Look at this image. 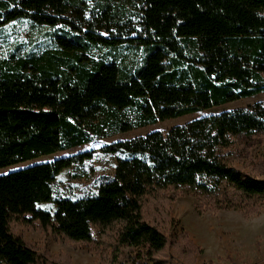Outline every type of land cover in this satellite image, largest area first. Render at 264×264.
Returning a JSON list of instances; mask_svg holds the SVG:
<instances>
[{"label": "trees", "instance_id": "1", "mask_svg": "<svg viewBox=\"0 0 264 264\" xmlns=\"http://www.w3.org/2000/svg\"><path fill=\"white\" fill-rule=\"evenodd\" d=\"M119 1L89 18L84 0H0V27L61 28L39 54L0 56V168L264 92V0H138L129 12ZM93 47L132 55L94 58ZM261 141L264 101L101 146L118 157L92 195L53 189L89 152L0 174V264H49L12 229L35 222L69 243L107 237V264H177L145 197L184 190L202 209L257 212L264 181L232 160Z\"/></svg>", "mask_w": 264, "mask_h": 264}, {"label": "rangeland", "instance_id": "2", "mask_svg": "<svg viewBox=\"0 0 264 264\" xmlns=\"http://www.w3.org/2000/svg\"><path fill=\"white\" fill-rule=\"evenodd\" d=\"M91 18L95 8H100L105 0H84ZM119 1V0H118ZM138 0L119 1L125 5V12L133 10ZM79 25V24H78ZM55 27L36 26L28 20L19 19L0 27V56L39 54L52 48L50 36L60 30ZM106 36V32H102ZM91 57L117 60L129 63V48L109 52L93 47ZM264 101V92L230 103L214 106L193 114L167 119L131 131L95 139L93 142L68 150L51 153L0 168V174L32 164L52 161L56 158L89 152L92 158L81 164H74L62 170L53 182L54 197L77 198L92 195L96 191L102 175H112L118 155L103 154L99 148L115 141L127 140L154 130L166 131L171 126L184 124L192 119L218 114L222 111L245 107ZM232 166L244 173H250L264 181V141L253 144L249 150L232 160ZM145 217L157 225L169 238L164 251L168 260L177 264H264V204L257 212L244 213L237 209L211 211L199 207L197 200L184 190L168 189L162 194L146 196ZM53 209L52 203L40 205ZM12 229L36 251L47 250L49 264H107L110 248L104 237L101 244L94 247L86 243H69L49 231H43L35 222L31 225L12 223ZM184 235V236H183ZM106 239V240H105ZM45 246V247H44ZM107 247V248H106ZM126 261L125 258H120Z\"/></svg>", "mask_w": 264, "mask_h": 264}]
</instances>
